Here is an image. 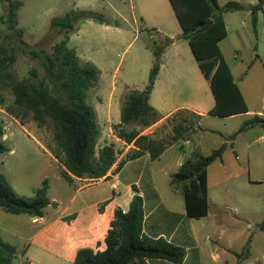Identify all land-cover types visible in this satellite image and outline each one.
Listing matches in <instances>:
<instances>
[{
	"label": "rangeland",
	"instance_id": "rangeland-1",
	"mask_svg": "<svg viewBox=\"0 0 264 264\" xmlns=\"http://www.w3.org/2000/svg\"><path fill=\"white\" fill-rule=\"evenodd\" d=\"M18 1L22 3L18 11V30L21 36L2 22L6 5L0 0V46L6 47L10 52L15 50V63L10 68L12 82L36 81L32 77V71L37 72V80L46 79L42 61L32 58L26 51L28 47H32L45 49L50 55L53 53L54 46L65 38L58 29L51 28L53 19L63 18L77 11H93L103 16L106 22L101 24L82 20L69 34V47L77 51L81 61L92 62L102 71L95 86L86 93L88 105L98 111L101 107L106 109L108 98L116 86L113 112L120 114L127 96V86L134 91L145 90L150 71L155 65L153 46L160 35L154 30L153 23L157 22L164 25L163 32L177 43L176 47L167 48L166 61L170 70H164L159 77L161 86L157 101L161 102L162 94L168 90L164 97L169 100V104L206 97L214 102L210 85L206 83L188 41L179 39L182 27L170 0ZM229 2L250 6L256 5L258 0H218L220 6ZM122 16L126 21L121 19ZM224 21L228 36L219 44L222 54L249 110L255 114L258 111L264 113V10L257 14L256 25L250 10L225 13ZM108 23L110 27H106L105 24ZM147 27L150 30H146ZM176 55L180 56V60H177ZM171 74L177 76L174 82L168 80L173 78ZM0 95L5 97L7 106L13 104L14 96L10 85L1 86ZM101 99L104 100L103 103L100 102ZM0 108L3 109L1 106ZM247 117L238 115L223 119L210 116L204 122V127L210 128L212 132L201 135L203 155L211 154L229 136V148L223 158L229 177L220 163L210 167V215L200 223L209 224L215 217L226 218L229 231L221 243L232 249L248 248L250 257L246 260L239 259L244 264H264V230L261 229L264 225V129L255 127L247 134L238 135L234 140V151L231 148L230 136L238 131L245 120L250 119ZM101 118H97L100 130L103 127ZM182 119L198 128L200 120L192 112L177 117L178 121ZM26 123H30L32 127L21 128L0 111V125L6 127L5 144L13 151L0 154V170L8 177L15 192L27 199L33 198L47 179L49 199L58 201L61 203L60 207L65 208L71 194L67 192L66 182L57 175L62 172L60 162L55 156V161L51 159L46 152L51 153V149L55 148L54 129L50 125L39 128L30 117ZM162 130L166 138H169L172 135L171 123L167 121ZM196 134H191L190 138ZM236 156L239 157L238 160ZM237 173L239 176H236ZM88 183L91 181L83 182L82 185ZM0 212L8 214L1 208ZM7 216L14 219H1L0 223L9 229L24 224L26 220L17 222L19 219L15 215ZM26 229L20 228L19 233L27 236ZM213 239L208 242L211 244ZM34 258L36 263L42 262L40 256ZM26 259L18 254L13 264H22Z\"/></svg>",
	"mask_w": 264,
	"mask_h": 264
},
{
	"label": "trees",
	"instance_id": "trees-1",
	"mask_svg": "<svg viewBox=\"0 0 264 264\" xmlns=\"http://www.w3.org/2000/svg\"><path fill=\"white\" fill-rule=\"evenodd\" d=\"M2 2L6 5L2 22L21 36L18 30V11L22 3L18 0ZM170 3L182 27L179 39L188 41L214 96L215 106L209 115L228 118L248 113V105L219 44L228 36L225 13L250 10L256 25L257 14L264 10V0H258L256 5L250 6L238 2L220 6L218 0H170ZM82 20L101 24L106 22L103 16L93 11L73 12L52 20L51 28L58 29L65 38L54 46L51 55L45 49L27 46L26 53L42 61L46 79L37 80V72L32 71V77L36 81L12 82L10 68L15 63V50L10 52L6 47L0 46V87L10 85L14 96L13 104L7 106L5 97L0 95V106L23 125L30 117L39 128L48 125L53 127L55 148L51 149V153L64 167L61 177L68 182H72L73 177L102 179L118 159L114 145H106L97 151V141L101 134L97 113L86 102V93L95 86L101 71L91 63H81L76 50L69 47V34ZM175 42V39L159 36L158 42L153 46L155 65L150 71L145 90L132 91L126 96L121 110V124L114 126V131L119 139L128 144L134 143L138 150L129 152L119 163L117 171L129 161L141 158L146 152L155 161L174 143L190 139L191 134H196L199 130V127L194 128L186 119L177 120L179 115L189 112L183 110L168 119L172 125V135L169 138L158 140L142 135L145 129L161 120L158 112L150 105V96L161 68L162 56ZM197 117L201 119L200 116ZM129 126L134 127L128 130ZM255 127L264 129V116H252L231 140ZM4 136L5 129L0 125V154L11 152L5 144ZM226 149L227 145L223 144L209 155L195 150L179 170L172 174L171 187L182 191L187 216L199 219L208 215L209 167L223 158ZM48 190L49 181L45 179L33 198L20 197L8 177L0 170V208L8 214L43 217L45 209L51 205ZM134 190L137 191L136 188ZM144 220L143 198L137 193L128 212L115 210L105 238V248L97 251L80 249L75 264H136L144 260L183 264L185 249L164 238L147 237L143 232ZM261 229L264 230V225ZM248 252V248H244L239 257L247 256ZM17 256V248L0 237V264H13Z\"/></svg>",
	"mask_w": 264,
	"mask_h": 264
},
{
	"label": "crops",
	"instance_id": "crops-1",
	"mask_svg": "<svg viewBox=\"0 0 264 264\" xmlns=\"http://www.w3.org/2000/svg\"><path fill=\"white\" fill-rule=\"evenodd\" d=\"M121 19L126 21L123 16ZM109 24L110 23L105 24L106 27H110ZM153 24L156 33L161 36L172 38L163 32L164 25L162 23L157 22ZM145 29L150 30L148 27ZM176 45L177 43L171 46L176 47ZM171 46H169L168 49ZM168 49L165 50L162 56L160 72L150 96V105L158 112L161 120L155 125L145 129L142 135H147L158 140L166 138L162 126L167 123L169 118L183 110L192 112L201 117L198 125L200 131L186 141L174 143L155 161H153L150 154L146 152L141 158L129 161L117 171L119 163L125 156L131 151L138 150V148L134 143L128 144L119 139L114 131V126L121 124V112L120 114L116 112L114 114L113 112L114 100L117 92V88L114 86L108 98L109 102L106 109L101 107L99 111L95 110L98 120L101 116L103 123V127L100 126L101 134L97 141V151L106 145H114L118 152L117 162L108 172L107 176L99 180L73 177V181L68 182L64 180L58 172V177L66 182L67 192L71 194L67 199L68 201L65 208H61V203L51 199V205L45 209L43 217L38 218L29 215H15V217H18L16 219H19L16 220L17 222H22L23 220L21 219L26 220L24 224L17 225L14 229H9V227L0 223L1 239L14 245L17 248L18 254L23 258H27L22 264L26 262L30 264H75L76 255L80 249L90 248L95 251L103 250L105 248V238L110 229L115 210L121 209L125 213L128 212L133 197L137 193L143 198L144 203V234L149 238H164L169 243L184 248L186 256L183 264H244L240 262L239 259L242 258V260H246L250 257V254L239 257L243 249H232L221 243L223 237L229 231V227L226 223L227 220H225L226 218L222 216L215 217L210 220L211 222L209 224L200 223L210 215V167L215 163H220V166L229 177V170H227V167L223 163L224 155L221 160H217L209 167V213L206 217L196 219L187 216L182 191L171 187L170 182L172 174L179 170L182 164L190 158L195 150L201 152L203 146L201 135L212 132L210 128L204 127V122L211 116L209 112L215 106V99L213 102V100L206 97L204 99L199 98L196 100L179 101L169 104V100L164 97L167 90L162 94L163 99L161 102L157 101L161 86L159 77L164 70H170L166 61ZM176 57L177 60H180V56L176 55ZM79 59L81 61L80 57ZM82 62L83 61H81V63ZM83 63H91L94 65L92 62ZM101 75L102 73L100 76ZM170 76L173 77L172 79L168 78L170 82L177 80L176 75L171 74ZM205 81L207 83L206 79ZM132 91L134 90L127 86L126 95ZM119 95H121V93H119ZM103 101L102 99L100 100L101 103H103ZM0 111L5 113L14 124L19 125L21 128L25 129L27 126L32 127L30 123L21 124L17 119L5 112L4 109L0 108ZM256 114L264 116V113L260 111L256 112ZM243 115H247V118H251L255 115V112L249 110V113L239 114V116ZM229 118L232 117L223 119ZM4 129L6 130V127H4ZM251 130L253 129L238 135L247 134ZM232 136H230V138ZM234 140H231V148L233 151ZM223 144L227 145V151L229 148V136ZM12 152L11 150V153ZM46 152L49 157L55 161L53 155L47 150ZM236 158L237 160L239 159L238 156H236ZM60 167L62 169L64 168L61 164ZM236 176H239V173H237ZM86 181H91V183L82 185V183ZM113 184H117V191L113 190ZM134 188H136L137 191H135ZM50 208L53 210L50 211ZM7 215L10 214H3V212H0V220L14 219ZM20 228H27L28 235H21L19 233L21 231ZM7 236L11 239H8ZM212 238L214 239L210 244L208 241L212 240ZM34 256H40L42 262L36 263L37 261ZM211 259L213 261H211ZM136 264L169 263L163 260H144Z\"/></svg>",
	"mask_w": 264,
	"mask_h": 264
},
{
	"label": "built area",
	"instance_id": "built-area-1",
	"mask_svg": "<svg viewBox=\"0 0 264 264\" xmlns=\"http://www.w3.org/2000/svg\"><path fill=\"white\" fill-rule=\"evenodd\" d=\"M113 190H114V191H117V190H118V186H117V184H113Z\"/></svg>",
	"mask_w": 264,
	"mask_h": 264
}]
</instances>
